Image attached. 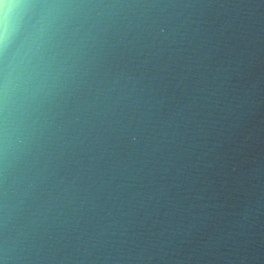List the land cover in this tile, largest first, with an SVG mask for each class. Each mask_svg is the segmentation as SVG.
Returning a JSON list of instances; mask_svg holds the SVG:
<instances>
[{"label":"water","instance_id":"1","mask_svg":"<svg viewBox=\"0 0 264 264\" xmlns=\"http://www.w3.org/2000/svg\"><path fill=\"white\" fill-rule=\"evenodd\" d=\"M21 2L0 264H264V0Z\"/></svg>","mask_w":264,"mask_h":264},{"label":"clouds","instance_id":"2","mask_svg":"<svg viewBox=\"0 0 264 264\" xmlns=\"http://www.w3.org/2000/svg\"><path fill=\"white\" fill-rule=\"evenodd\" d=\"M27 7L21 0H0V47H6L10 40L9 18L22 17Z\"/></svg>","mask_w":264,"mask_h":264}]
</instances>
